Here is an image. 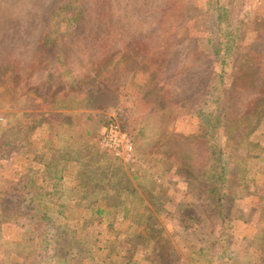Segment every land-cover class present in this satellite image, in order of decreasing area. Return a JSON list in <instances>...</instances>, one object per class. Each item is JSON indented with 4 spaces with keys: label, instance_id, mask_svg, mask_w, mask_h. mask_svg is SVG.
<instances>
[{
    "label": "trees",
    "instance_id": "trees-1",
    "mask_svg": "<svg viewBox=\"0 0 264 264\" xmlns=\"http://www.w3.org/2000/svg\"><path fill=\"white\" fill-rule=\"evenodd\" d=\"M247 1L197 0L205 23L202 42L212 58L210 69L214 64L216 72L208 73V79L198 73L192 79L184 75L185 85L176 94L175 87L167 85L178 77L174 61L161 53L155 56L151 45L142 41L148 39L139 35L118 51L109 50V42L101 44L103 60H90L83 76L64 64L56 50L63 37L77 38L88 29L86 0H0V85L17 105L0 114L5 118L0 122V264H264V229L242 232L231 218L234 203L244 198L260 203L248 210L250 216L264 215V153H248L251 143L264 139L259 132L264 124V57L254 52L230 73L249 31L253 41L264 40V13L251 20ZM161 7L155 11V30L170 39H186L193 12L186 15L179 1ZM100 25L99 32L110 31ZM30 28L37 29L34 42L51 58L53 68L36 83L32 75L24 77L4 51L9 40L25 41ZM134 28L138 34L140 29ZM158 72L167 84L158 85ZM141 73H149L152 88L135 87ZM207 84L210 111L198 108L184 116V125L171 136H156L155 151H162L164 161L144 170L154 160L140 148L144 121L158 115L164 117L159 129L168 128L176 115V109H150L145 100L157 95L158 102L168 103L190 95L193 107ZM89 88L95 89L91 97L86 96ZM128 97L131 103L126 106ZM115 125L133 145L136 163L131 167L96 145ZM218 133L232 154L229 181L223 151L215 143ZM172 170L186 184L177 206L169 203L174 192L160 177ZM55 175L62 183L50 199L73 202L77 224L49 208L44 184ZM19 214L26 216L25 225L15 236L10 224ZM172 221L177 235L162 226ZM116 223L123 230L116 232ZM103 234L111 235V242L96 244L93 250L92 243ZM236 238L247 249L240 259L224 251ZM187 239L196 245L185 251L181 262L178 249Z\"/></svg>",
    "mask_w": 264,
    "mask_h": 264
},
{
    "label": "rangeland",
    "instance_id": "rangeland-1",
    "mask_svg": "<svg viewBox=\"0 0 264 264\" xmlns=\"http://www.w3.org/2000/svg\"><path fill=\"white\" fill-rule=\"evenodd\" d=\"M173 1L182 2L183 7L186 8L187 11V13H185L186 15H189L191 11L194 14L191 19H189L190 31L188 32V37L186 39H182L180 37H171L170 39L168 38L169 36L164 32L161 33V31L155 30V11L158 12L163 8L161 6H164L168 2ZM196 2L197 0H86L84 19L86 27L88 26V29H85V31H83V34H81L77 38L63 37L60 40L58 50L56 51L62 57L64 64H66L75 73L83 76L85 75V73L83 72L88 71L87 63L90 60L94 59V61H96L97 63L103 60L101 58H103L104 56L99 55L101 53V44L104 45L106 42H109V47L111 49H108L118 51L123 49V46L126 42L131 40V37L139 35L140 39L142 37L148 39L147 41H142L146 42V44L151 45L149 50L155 56H158L159 53H161V55L165 56L164 58L170 57L171 60L174 61V71L178 75L177 79L173 80V78H171L174 82H172L170 85L167 84L169 80L165 81L162 72L156 73L154 77L157 79V83L159 86L167 84L171 88L175 87L174 90L177 94L185 85L183 83L184 75L192 79V77H195V74L198 73L201 77H205L206 79H208V73L212 71V76V74H215L216 72V67L214 66V64L210 69V62L212 63V58L208 50L205 48V43L202 42L205 27L204 16L202 10H199ZM16 11H18L19 13L21 12L19 10ZM246 11L248 12L251 20H255L257 15L264 13V0H248ZM32 13L33 12L31 11L30 15L34 17ZM36 15L37 13L35 14V16ZM98 19L101 22V25L100 22L97 21ZM99 25L103 31H105L106 28H109L110 31L106 33L99 32L97 30ZM134 27L140 29V32L138 34L134 32ZM249 33L250 31L247 35V41H245V43L241 46V48L235 55L234 60L230 63V73H232L235 68L239 67L242 64L243 60L247 57H250L254 52H258L261 56L264 57V40H256L255 42L253 41ZM26 34L27 35L24 36L25 41L19 40V37L15 40H9L10 43L6 46L7 49L4 50L5 52H7L5 57L13 60L20 66L21 74H23L24 77L32 75L31 81L33 83H36L38 81H43L48 71L53 69L50 68L51 58H49L48 55L43 54L34 42V39L37 36V29L32 28L31 31ZM104 35H106V41H104ZM159 35H161V37H159ZM194 45L197 46L195 47ZM84 49L86 51H88V49L91 51L90 53H86L84 52ZM168 52L173 53L175 56H166ZM53 53L56 54L54 50ZM167 76H170V74H168ZM230 81L231 80H229L228 82ZM141 85L145 86L147 89H149L150 87L152 88L149 73H141L139 75V79L135 87H140ZM176 86H178V88H176ZM207 86L208 84L206 85L204 92L200 93V101L197 100L196 103L192 105L193 107L189 106V101L187 99L190 98V95L178 97L176 102H161L162 106L156 98L157 95L145 100V103L149 105L150 109H155V111L159 110L158 112L164 110L165 108L167 110L176 109V115L172 119L174 123L171 124V126H169L168 128L162 127L159 129V123L164 124L162 122L164 120V117L159 118L158 115L157 116L159 119L155 120L154 118L157 117L155 116L144 121L142 125V136H139L140 148H144L145 150H147V152H150L153 156L152 158L154 159L152 160V162H150V164L152 165H144V170H149L150 167H155L164 161L162 151L160 149H158L160 151L159 153L158 150L155 151L158 148V145H156V136H158L159 134L161 135L162 133H164L165 136L166 134L171 136L176 132L177 128L184 125L185 122L181 121L184 120V116L195 112L198 108H201V111L203 112L210 111L212 98L211 94L208 92ZM1 89L2 87L0 85V114L4 116L9 111L8 107L15 108V106L17 105L15 103H11ZM93 91H95V89L93 88L87 89L86 96L91 97ZM191 92L192 91H190L189 93L191 94ZM152 96H154V94ZM90 99L91 98H89V100ZM129 100L130 98L128 97L126 106H129L131 103V101ZM121 102V105L125 104V101ZM137 102L139 103L140 100H138ZM163 105L166 106L164 107ZM179 113L182 116H178ZM156 114L157 112H155V115ZM2 120H5V118H3ZM175 123L178 124L176 125ZM193 123L194 122H192V124ZM190 130L191 128L189 125H186L184 127V131H187L189 133ZM259 132L260 134L264 135V124H262V126L259 128ZM216 140L217 141L215 143H217L223 151V161L226 168L225 175L229 181L231 174L230 164L232 162V154L231 151L224 148L225 139L221 134L218 133ZM98 141L99 139L96 140V145L98 144ZM160 147L162 148V146ZM162 149L165 150V147L163 146ZM22 150L24 153H28L25 147H22ZM248 150V153L252 156H261L264 153V139L260 142L251 143ZM142 155L143 153L140 154V157L143 158ZM168 162L170 163V161ZM165 165L167 164H163V166ZM165 174L166 173H162L160 177L163 180L167 181L166 188L174 192L169 203L177 206L182 202L180 196L186 189V184L183 182L182 177L174 176V170H172L169 175ZM61 183L62 181L60 180L59 175H55L51 181H46L44 184L45 194L49 196L51 192H54L59 188ZM153 185L155 186L156 182L153 183ZM262 201L263 200H259V202ZM49 202V208L52 211L61 212L64 216L70 218L71 223L77 224V222L73 221L76 219V208L73 202L66 199L59 200L54 197L51 198ZM259 204L260 203L253 204L249 198H244L234 203L231 211V218L235 221L234 226L236 229L241 230L242 232L252 229L256 231L264 229V215L258 217L257 215L250 216L248 214V210L252 206L254 209L258 207ZM261 205H264V202H262ZM25 219L26 216L24 214L16 215L12 219L10 230L15 234V236H20L22 234V231L24 230ZM173 220H175V218H173ZM162 226L165 231L169 233V235H171V232H174L176 233L175 235H177L175 221L166 223L165 225L163 224ZM115 228L116 232L118 230H123V227L119 223H116ZM3 233V229L0 230V250L4 241V237L2 235ZM111 239V235L103 234L101 238L92 243V249L94 250V248L97 247L96 244L101 246H108L109 242H111ZM195 245L196 241L189 239H187L186 242H182L180 244L178 252L183 253L181 262L186 260L185 251L191 250V248H193ZM224 251H230L240 259L241 256L246 254L247 249L246 244L236 238L232 242H230V244H228Z\"/></svg>",
    "mask_w": 264,
    "mask_h": 264
},
{
    "label": "built area",
    "instance_id": "built-area-1",
    "mask_svg": "<svg viewBox=\"0 0 264 264\" xmlns=\"http://www.w3.org/2000/svg\"><path fill=\"white\" fill-rule=\"evenodd\" d=\"M2 117L0 115V122ZM101 150L110 152L115 158L129 164L134 161V149L129 139L121 132L118 126H110L101 136L98 142Z\"/></svg>",
    "mask_w": 264,
    "mask_h": 264
},
{
    "label": "crops",
    "instance_id": "crops-1",
    "mask_svg": "<svg viewBox=\"0 0 264 264\" xmlns=\"http://www.w3.org/2000/svg\"><path fill=\"white\" fill-rule=\"evenodd\" d=\"M133 157H134V155H133ZM135 163H136V162H135V160H134L132 163H129V164H125V163H124V165L127 166V167H128V166L131 167V165H134Z\"/></svg>",
    "mask_w": 264,
    "mask_h": 264
}]
</instances>
